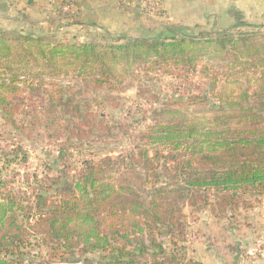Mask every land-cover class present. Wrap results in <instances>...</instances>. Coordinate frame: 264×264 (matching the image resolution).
<instances>
[{"label": "trees", "instance_id": "obj_1", "mask_svg": "<svg viewBox=\"0 0 264 264\" xmlns=\"http://www.w3.org/2000/svg\"><path fill=\"white\" fill-rule=\"evenodd\" d=\"M239 26L251 28L241 21L216 37L202 32L197 38L168 26L164 35L123 44L0 30V138L7 135L14 152H0V264H35L42 248L61 262L79 254L92 256L85 264L150 258L151 264H180L187 252L179 238L186 234V206L226 210L242 191L263 192L264 35L235 37L231 32ZM205 45L256 70L257 87L246 83L239 95L223 90L218 98L211 87L195 96L188 80ZM123 63L172 68L170 76L183 72L181 98L206 104V123L189 118L186 109L156 107L149 93L103 113V101H96L98 107L78 101L75 86L59 82L72 76L87 86L114 88ZM101 138L107 145L114 139L115 150L121 140L123 151L103 154L96 143ZM44 139L58 144V155L46 160L44 175L26 173L16 186L15 166L26 163Z\"/></svg>", "mask_w": 264, "mask_h": 264}, {"label": "rangeland", "instance_id": "obj_2", "mask_svg": "<svg viewBox=\"0 0 264 264\" xmlns=\"http://www.w3.org/2000/svg\"><path fill=\"white\" fill-rule=\"evenodd\" d=\"M73 1L84 2L83 9L87 12L89 7H92V15L90 13L84 15L94 18L86 16L80 19L79 11L75 9L76 6L73 8L75 4ZM146 1L159 3L158 0H145L144 2ZM63 5L65 4L62 0H0V30L19 31L39 36L56 35L57 40L65 42L93 41L123 44L127 39L164 35L165 27L168 26H175L177 30H185L188 35L191 34L197 38L202 32L216 37L219 33L229 30V26L231 29L235 24L247 21L251 28L250 26H239L241 29L233 30L232 35L237 37L240 32L247 31L264 35V16L244 15L242 12L234 14L235 22L232 25L220 23L221 15L218 14L208 19V24L204 26V29H200L176 24L162 6V2L161 8L155 11L144 7L143 0H71L67 10H63ZM205 48L196 74L188 80L190 81L189 87L195 96L204 97V93L208 92L211 87L215 88L213 98H218L217 93L223 90H226L229 97L239 95L246 83L249 88L257 87L260 74L256 70L247 65L243 66V61L240 59L236 60V65L232 64L231 59H225L224 54H219L215 45H205ZM123 65L124 63L119 66L120 73L113 83L114 88L109 84L100 86L98 83L87 86L86 82L72 76L59 82L75 86L78 101L89 100L91 104H97V107L99 102L96 101H103V106H100V111L103 113H109L117 103L130 106L134 101L138 102V94L148 95L149 93L153 95L150 103H157L156 107L161 108L167 104L174 109L179 108L182 113L186 109L189 111V118L206 123L209 111L206 110L207 105L202 102L192 105L190 101L181 98L183 90L178 85L186 80L183 72H175L173 76H170L167 74L173 70L172 68L166 72V67L153 66L150 63ZM172 95L175 99L170 100ZM158 118L162 119L161 116ZM0 141L2 147H0L2 149L0 152L6 151L9 156L14 155V152H11L13 148L8 136L2 135ZM105 142L103 139L96 142L103 154L112 151L118 154L124 147L121 140L118 142L117 150H115L114 139L111 138L109 145ZM37 146L38 149L30 150L26 163L22 166H15L20 173L17 178L18 182L15 184L18 187L21 186L22 176L26 173L37 172L39 175H44L46 160L50 162L58 155V144H54L53 141L44 139V142L37 143ZM50 174L55 177L58 175L54 171ZM237 196L235 206L226 210L219 204H215L212 209L208 206L196 208L186 206L184 208L183 215L187 228L185 236L179 238L183 240L187 252L186 257L181 252L180 264L196 262L199 264H264V191L247 190L240 192ZM211 201L217 203V201L214 202V198H211ZM164 243L167 247L172 245L171 236L166 238ZM40 253L43 258L35 264H85V257H92H81L79 254H74L71 256L72 261L61 262V256L50 255L46 248L40 249ZM151 263L150 258V262L143 260L138 264Z\"/></svg>", "mask_w": 264, "mask_h": 264}, {"label": "crops", "instance_id": "obj_3", "mask_svg": "<svg viewBox=\"0 0 264 264\" xmlns=\"http://www.w3.org/2000/svg\"><path fill=\"white\" fill-rule=\"evenodd\" d=\"M83 5L84 2L79 1L73 6V8L76 6V11H79V18L83 19L86 16L94 18L84 15L85 13L91 14L92 7H89L87 12L83 9ZM162 6L176 24L200 29H204V26L208 24V19L218 14L221 15L220 23L228 26L234 24L233 16L237 13L264 16V0H163Z\"/></svg>", "mask_w": 264, "mask_h": 264}, {"label": "built area", "instance_id": "obj_4", "mask_svg": "<svg viewBox=\"0 0 264 264\" xmlns=\"http://www.w3.org/2000/svg\"><path fill=\"white\" fill-rule=\"evenodd\" d=\"M144 1L145 0H143L144 7H148V9L150 11H155V10H158V9L161 8L160 7V4H161L162 0H158L159 3H155V4L154 3H151L149 1H146V2H144ZM63 4H65V5H63V10H67L69 8V6H70L69 3H63Z\"/></svg>", "mask_w": 264, "mask_h": 264}]
</instances>
